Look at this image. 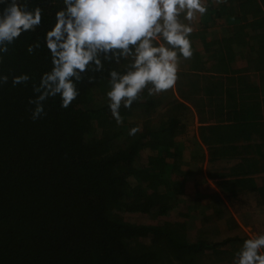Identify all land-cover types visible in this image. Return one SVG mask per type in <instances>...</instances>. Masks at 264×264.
<instances>
[{
	"label": "trees",
	"instance_id": "trees-1",
	"mask_svg": "<svg viewBox=\"0 0 264 264\" xmlns=\"http://www.w3.org/2000/svg\"><path fill=\"white\" fill-rule=\"evenodd\" d=\"M221 1L207 5L202 30L190 35L193 56L187 60L188 72H179L178 77L195 73L196 78L188 81L186 91L180 90L184 85L178 79L176 89L183 102L171 103L174 110L152 124L160 97L149 95L147 89L130 109L121 107L120 123L107 101L93 102L97 89L110 87L109 71H123L127 61L105 62L102 72H89L78 84L80 94L68 108L61 107L59 96L49 98L44 102L46 114L32 120V84H39L41 75L52 67L44 36L63 6L62 0H33L45 8L42 25L22 34L8 53L0 54V76L9 78L0 84V264H199L208 251L220 253L229 238L191 241L178 223H133L123 215L165 216L178 205L188 176L180 168L183 144L176 140L189 120L184 101L196 106V98L208 97L213 106L205 117L198 113L209 164L234 160L231 154L238 147L225 130L243 127H224L217 121L225 116L238 123L244 118L233 114L237 88L223 87L242 76L226 81L196 74L264 70V0ZM206 30L224 37L208 43L201 37L203 59L195 51L193 37ZM37 40L41 47L28 53V46ZM184 61L181 57L179 66ZM21 74H28L30 81L14 86L12 78ZM88 75L94 77L92 83ZM143 117L139 126L136 119ZM133 128L138 131L130 135ZM235 159L227 173L218 175L225 179L217 186L230 185L231 206L243 189L254 192L258 205L264 206V176L260 185L252 176L264 172V159Z\"/></svg>",
	"mask_w": 264,
	"mask_h": 264
},
{
	"label": "clouds",
	"instance_id": "clouds-1",
	"mask_svg": "<svg viewBox=\"0 0 264 264\" xmlns=\"http://www.w3.org/2000/svg\"><path fill=\"white\" fill-rule=\"evenodd\" d=\"M54 13V24L46 30L44 45L51 70L33 82L35 98L29 99L32 120L42 118L44 102L60 97L68 108L78 97V84L89 72H102L105 62L120 64L123 71H109L108 107L117 123L120 109L131 108L147 89L149 95L167 92L179 79L180 58L193 56L191 22L204 15L205 0H62ZM0 54L22 34L35 32L41 25L45 8L33 0H0ZM41 47L36 41L27 48L33 53ZM2 59V57H0ZM0 76V84L8 82ZM31 77L21 74L12 84H26ZM88 83L94 77L87 76ZM138 129L133 128L130 135ZM234 264H264V234L245 239Z\"/></svg>",
	"mask_w": 264,
	"mask_h": 264
},
{
	"label": "rangeland",
	"instance_id": "rangeland-1",
	"mask_svg": "<svg viewBox=\"0 0 264 264\" xmlns=\"http://www.w3.org/2000/svg\"><path fill=\"white\" fill-rule=\"evenodd\" d=\"M205 2L207 3L208 0H205ZM210 2L212 3L214 0H210ZM218 2L219 0L213 5L217 6ZM204 15H198L191 22L193 29L202 28ZM217 21L220 23L219 19ZM208 22L209 18H207ZM208 34L211 35L212 32H208ZM253 62L257 61L253 59ZM243 63V66L246 67L247 61L243 60ZM260 63L261 61L258 64L261 65ZM261 72H264V70ZM108 90H110L109 86L97 89L93 96V102L95 104L108 102L106 96ZM152 96L160 97L159 106L151 117L152 124H157L163 118V113L174 110L171 109L170 104L178 100V96L176 89H170L167 92L153 94ZM143 119L144 117L136 119L139 126ZM129 120L131 121L130 118ZM191 133L192 128H189L183 139L182 137L177 139L179 143L183 144L180 168L188 173L185 182H182L183 190L178 195V205L165 216L153 217L148 214L127 213L123 217L129 222L140 224L155 225L162 223V221L178 223L185 236L191 241L200 237L209 241H223L229 238L228 243L220 246V253L209 254L208 251V254H204L200 259L199 264H234V258L243 241L254 238L258 234H264V206L258 205L254 192L245 189L239 192L231 206L228 201L230 185L217 186L218 181L225 178L213 177L212 175L215 172L227 173L230 169L228 166L233 164L235 160L209 164L204 158L201 159L200 149H196L195 146L192 149V145L187 143V139L191 141ZM145 151L144 154L148 152V150ZM221 165L225 168L221 169ZM252 176L256 183L260 185L263 182L264 172L252 174Z\"/></svg>",
	"mask_w": 264,
	"mask_h": 264
},
{
	"label": "crops",
	"instance_id": "crops-1",
	"mask_svg": "<svg viewBox=\"0 0 264 264\" xmlns=\"http://www.w3.org/2000/svg\"><path fill=\"white\" fill-rule=\"evenodd\" d=\"M210 1V0H209ZM213 1V0H211ZM217 0H214V2H212V4L216 3ZM223 1L219 0L218 3H222ZM211 2H205L206 6L209 5ZM216 6V5H215ZM264 10V8H263ZM202 29H194L193 33H197L198 31H201ZM208 32H210L209 30H206L204 32L203 35H200L199 37L194 36L193 37V42H194V47L196 48L195 51L199 52L200 56L205 59V56L203 57V55H205L204 53V47H203V42L201 40V37L204 36L205 37V43H208L211 39H216V38H221L224 37L223 35H209ZM206 33V34H205ZM245 60V59H243ZM188 63V61H184V66H179V71L178 73H186L188 72L187 70V66L186 65ZM244 63H242L243 65ZM247 66V64H246ZM236 67V65H235ZM195 74V73H194ZM194 74L188 75V74H183L181 77H179V80L182 79V84L184 85L183 87H181V91H186L188 88V81H190L193 78H196V76H193ZM196 75H199L200 78H202V76L206 75L211 76L213 78H219V79H224V80H228L229 78H231L232 80L234 78H237L238 76H242V78H237V80H235V83L231 82L232 84L227 85L224 84L223 87L229 88V87H233V88H237V94H236V101L234 106H237V108L235 109V111L233 110V114L236 115V117L242 116L244 118H239L238 123H234V121L232 120H226L225 116L224 119L220 121H217V123L222 126H234L235 124H238V127H243L242 131H235V130H225V134L226 136L231 140V142L235 145H237L238 148H236L237 151H233L231 156H234V160H236L235 158H255L256 160H263V156H264V72H259V71H255L254 69L251 70H246L243 73H223V74H214V73H204V72H197ZM178 84V81L176 83V86L173 88L174 90L176 89ZM187 84V86H186ZM180 85V86H181ZM189 89V88H188ZM243 90V91H242ZM177 92V89H176ZM183 95H186L185 92H182ZM243 93V94H242ZM201 95H203L201 93ZM226 95V93L224 94ZM223 95V96H224ZM178 96V100L182 101L183 100L179 97V94L177 93ZM197 97V96H195ZM241 97L244 98L243 101H241ZM226 98L225 96L222 97V102L223 100ZM207 101H206V100ZM217 100V99H216ZM194 101H198L195 105H193V103H189V102H185V105H188V115L187 117L189 118L188 122H186L183 131L181 132V134L176 138L177 139H183L184 136H186V131H188L189 128H192V138L191 141H189V139H187V143L190 145H192V149L195 148L196 149H200L201 150V159H205V161H208V159L210 158L209 156V152L207 149V146L204 145V143L202 142L201 138H200V133H199V127L201 125H204V123H201L199 121V115L198 113L201 112L202 115H208V112L213 110V106L212 108L210 107V100L208 97H202L200 100L199 98H196V100ZM218 101V100H217ZM256 101L259 104V108L258 110H255L256 107ZM230 103H233V101H230ZM223 105V104H222ZM250 105V106H249ZM239 106L240 107H246L247 111L244 112L243 110H239ZM222 107V106H221ZM198 110V112H197ZM215 111H220L219 108H216ZM227 111V110H226ZM203 117V118H204ZM189 125V126H188ZM193 140V141H192ZM235 142H233V141ZM184 146L186 147V143L184 142ZM209 163V162H208ZM223 166V165H222ZM217 173L216 176L220 175V173ZM223 173V172H222ZM258 174V173H257ZM213 175H215L213 173ZM254 175V174H253ZM221 177V176H220Z\"/></svg>",
	"mask_w": 264,
	"mask_h": 264
}]
</instances>
